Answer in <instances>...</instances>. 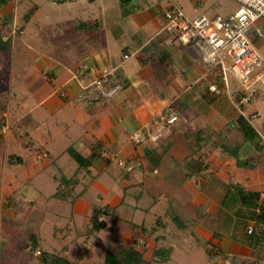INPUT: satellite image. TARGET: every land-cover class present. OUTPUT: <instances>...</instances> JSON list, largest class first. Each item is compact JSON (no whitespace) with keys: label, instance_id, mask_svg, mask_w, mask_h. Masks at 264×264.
<instances>
[{"label":"crops","instance_id":"obj_1","mask_svg":"<svg viewBox=\"0 0 264 264\" xmlns=\"http://www.w3.org/2000/svg\"><path fill=\"white\" fill-rule=\"evenodd\" d=\"M50 1L67 5L68 15L39 18V3L28 0L20 12L21 0L0 3V16L13 12L21 29L0 48V64L1 53L16 49L14 63L30 59L18 90L0 79V264H43L44 255L101 264L134 234L146 259L156 247L169 248L164 264L180 244L191 245L183 252L190 264H264V245L242 243L256 209L227 188L244 187L264 202V148L255 150L235 129V91L209 92L216 74L164 29L166 0ZM10 33L0 24L2 41ZM102 73L103 94L92 85ZM113 84L119 88L112 91ZM168 110L177 119L159 140H131ZM244 113L254 114L264 145V102L253 100ZM227 139L248 166L221 150ZM69 146L96 157L76 169ZM191 156L199 160L192 173ZM73 173L72 194L53 197L58 179ZM96 207L107 213L98 215L105 226L95 231Z\"/></svg>","mask_w":264,"mask_h":264},{"label":"built area","instance_id":"obj_2","mask_svg":"<svg viewBox=\"0 0 264 264\" xmlns=\"http://www.w3.org/2000/svg\"><path fill=\"white\" fill-rule=\"evenodd\" d=\"M235 1L238 8L232 14L220 16L202 13L193 18L186 16L175 4L167 2L163 11L164 29L181 45L191 46L206 68L219 76L223 88H227L225 72H230L237 81L241 93L236 103L238 112L251 119L254 115L245 114L240 106L248 102L254 89L264 88V55L257 50L251 39V35L258 38L261 36L262 30L257 21L264 20V0ZM11 32L10 37L13 38L16 35L14 23L11 25ZM104 77L105 73H102L93 81L100 89L104 86ZM118 88L119 86L115 85L112 91ZM208 91L219 94L220 86L212 82L208 85ZM176 119V114L171 110L159 114L153 121L152 130L146 134L136 131L131 140L144 145L154 142L163 134L164 127L170 126ZM5 128L2 127V132H5ZM118 163L123 165L122 161ZM131 168L130 164L125 165L126 170ZM256 212L259 213V210ZM254 228L255 223L252 222L246 225L245 230L250 234ZM36 254H39V251H36Z\"/></svg>","mask_w":264,"mask_h":264},{"label":"trees","instance_id":"obj_3","mask_svg":"<svg viewBox=\"0 0 264 264\" xmlns=\"http://www.w3.org/2000/svg\"><path fill=\"white\" fill-rule=\"evenodd\" d=\"M3 1L4 0H0V3H3ZM55 1L62 2L65 0H55ZM122 1H125V0H122ZM32 10H33V8L31 7L23 15V17L25 18V16H29ZM13 23L15 25L16 33H18L19 30H21V29L19 28L18 24L16 23L15 16H14L13 12L8 13L7 16L3 17V18H2V16H0V24L2 27L7 26L10 29V27ZM10 41H11V37H8L2 41V37L0 36V48L2 47V45H4V43H10ZM124 57L126 58V56H124ZM157 58L162 59L164 57L157 55ZM142 60H143V63H144V61L147 62L146 59L142 58ZM214 83H216L218 86H220L221 81H220L219 76H217L214 79ZM92 85H94V87L98 88L94 83ZM115 85H117V84H115ZM115 85L113 84L112 87ZM98 89L101 93L103 92L102 91L103 88L102 89L98 88ZM262 90L261 89H254L250 93V98H249L248 102H246L245 104L240 106L241 110L246 111L247 108L251 105L253 100L264 102V91H262ZM235 94H234L235 95L234 101L236 103H238V101L241 97V93L238 90V91H236ZM251 115H254V114H251ZM252 119H254V117L250 119L249 116H244L243 114L238 112L237 116L234 118V124L233 125H234L235 129L238 131V133L240 134L243 141H247L250 145H252V147L255 150H260V149L264 148V145L260 144L261 138H260L258 132L256 131V129L253 127V125L250 122ZM166 128L167 127H164V130ZM223 138H225V136H223ZM220 148L222 151L228 152L229 155L233 156L235 158L237 165H239V166H242V165L248 166L249 165V162H250L249 159H243L237 155V151L239 148L238 145L230 144L226 140L225 144L223 146H221ZM66 152L70 156V158L74 161V163L76 164V169L88 168L91 165L92 160L96 157V154L93 151L90 153V155L84 157L79 152H77L73 147H70V146L66 149ZM198 162H199V160L197 161V159H194L193 156H191L188 159V163H190L192 165V167L189 168V171L191 173L194 171L193 170L194 164H196ZM76 183H77V177H76L75 173H73L69 177H65V178L61 177L60 179H58V186L56 188V191L53 193V197H55L57 199L67 198L68 195L72 194L70 192L74 188V185ZM227 188H228V195L232 194L233 192L236 193L237 197L239 198L240 205L245 206L248 209L250 208V209H256V210L258 209L259 210V213L253 211L254 213L251 216V219H253L255 221L254 231L252 233L248 234L245 230V233H244L245 235H244V239L242 240V243L245 244L247 242L252 247L256 246V245H260V246L264 245V243H263V240H264V215H263L264 202H258L257 201V197H258L257 193L248 191L244 187L234 185V184H229ZM66 190H67V192H66ZM106 213H107L106 210H103L102 207L93 208V210L91 211V214H90V222H91L90 228H91V230L96 231V230L100 229L101 227L105 226V221L98 219V215L106 214ZM246 213L250 214L249 212H246ZM245 216H246V214H245ZM172 220H173V222H176L177 226H180L181 221L176 216H173ZM137 239H138V236L136 234H134V235H132L130 242L128 243L126 248L119 250V251H109V250L106 251L103 255V260H102L101 264H152V262H155L158 264H164L168 261L169 255H170V249L165 248V247H156L152 252L151 259L144 258V256H143V250H144L143 245L144 244H142L140 247H138L139 249L136 248L138 246L137 245ZM41 262L43 264H72V262H69L68 260H66L62 257L56 256V255H51L50 257H45V255L41 256Z\"/></svg>","mask_w":264,"mask_h":264},{"label":"rangeland","instance_id":"obj_4","mask_svg":"<svg viewBox=\"0 0 264 264\" xmlns=\"http://www.w3.org/2000/svg\"><path fill=\"white\" fill-rule=\"evenodd\" d=\"M28 0H21L22 4L18 6V12L21 11L22 5L26 4ZM32 2L39 3V9L37 11V15L40 18H52L54 16L59 15H68V10L67 5H57L55 2L50 1V0H29V5H31ZM165 2H171L175 4L177 7H179L183 13L188 16L189 18H193L199 14H206V15H220V16H226L228 14L234 13L237 8H238V3L235 0H166ZM19 4V2H18ZM72 7V6H71ZM74 8V7H73ZM76 9V8H75ZM69 10H72L69 7ZM17 12V13H18ZM21 13H18V18L21 19ZM53 16V17H52ZM257 25L259 28L262 30L261 36L257 38V41L254 42L255 47L257 50L264 55V20H259L257 21ZM12 33V32H11ZM10 33V34H11ZM17 37H15L13 40H15ZM3 57H5V60L0 64V79L1 83L5 85L6 87L9 86V83H11L12 87H14L16 90L20 87V79L22 78L24 74V70L28 69L30 65V59L28 60L27 63L21 64L18 63V59H16V63L13 62V59L15 60L16 57H19L20 52L18 49L10 51L9 54L1 53ZM11 57V58H10ZM212 71L210 70V73ZM213 73V72H212ZM215 74V73H214ZM217 77V75H215ZM225 77H226V86L227 88H220V93H225L227 91H232L234 90L235 93L239 89V85L237 84V81L233 78V76L230 74L229 71L225 72ZM221 87V86H220ZM18 93H16L17 95ZM236 95V94H235ZM235 95L232 96L233 99H235ZM12 102H19V97L12 98ZM129 102V101H128ZM133 103V100H131ZM222 104V102H219ZM10 119V116H8ZM224 132H220V134H223ZM191 135L195 136L197 135L195 132L191 133ZM162 135H159L158 138L156 139L159 140ZM230 139H227L229 141ZM155 141V142H156ZM228 143L233 144L231 141ZM48 181V180H47ZM51 183V182H50ZM184 246V247H182ZM180 247H182L180 250L175 251L174 255L172 256L171 260L167 264H190V262L194 263V260H190L186 258L185 253L186 251H189L191 248L190 244L183 245L180 244ZM186 248V251H185ZM193 251L194 248H193ZM205 261H197L196 264H205Z\"/></svg>","mask_w":264,"mask_h":264}]
</instances>
